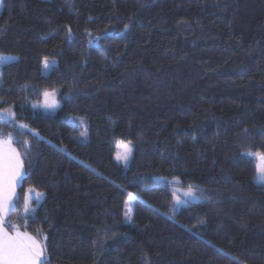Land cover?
Here are the masks:
<instances>
[{"label": "trees", "instance_id": "trees-1", "mask_svg": "<svg viewBox=\"0 0 264 264\" xmlns=\"http://www.w3.org/2000/svg\"><path fill=\"white\" fill-rule=\"evenodd\" d=\"M4 54L18 58L2 67L0 109L15 116L0 138L25 168L9 220L46 264H264L247 155L264 152V0H3ZM53 89L58 112L32 107ZM175 177L201 199L175 208ZM29 189L43 193L34 219Z\"/></svg>", "mask_w": 264, "mask_h": 264}, {"label": "snow or ice", "instance_id": "snow-or-ice-1", "mask_svg": "<svg viewBox=\"0 0 264 264\" xmlns=\"http://www.w3.org/2000/svg\"><path fill=\"white\" fill-rule=\"evenodd\" d=\"M127 28V25L125 26ZM3 59V58H0ZM48 61H44V67H48ZM45 101L44 107L47 109H55L56 103H49L47 98L49 96H55V92L44 94ZM36 105H33L35 108ZM15 113L9 109L0 110V122H6L14 118ZM21 127H27L21 126ZM82 133V135H85ZM131 149L127 148L123 157L117 156V159H123L127 162ZM261 162H264V156H258ZM258 171L264 175V163L258 164ZM23 180V161L20 154L11 147V139L8 141H0V264H46L44 258V248L40 242L27 232L21 233L16 231L15 235H11L5 225H11V222L6 220V216L10 211L15 210V203L18 202V196L16 188L21 185ZM29 194L32 190L29 189ZM184 196L196 199V189L189 185L187 191H184ZM15 198V199H14ZM26 205L31 195L26 196ZM129 199H133V196L129 194ZM177 203L187 202L181 201L179 197L174 196ZM131 211V209H129ZM31 213V218H35V209H28L26 207V213ZM14 227V226H13Z\"/></svg>", "mask_w": 264, "mask_h": 264}, {"label": "rangeland", "instance_id": "rangeland-1", "mask_svg": "<svg viewBox=\"0 0 264 264\" xmlns=\"http://www.w3.org/2000/svg\"><path fill=\"white\" fill-rule=\"evenodd\" d=\"M0 58H3V59H0V83H1V73H2L3 65L5 63H9V62H13V61L17 60L18 56L17 55H13V54H4V55H0ZM45 60H47L49 63H48V67L47 68H45L44 64H43V73L44 74H48L50 72V70L52 69V67L54 65H56L57 60L56 59H52V58H48V59H45ZM45 92H49V93L55 92V96H49L47 98V100H48L49 103H53V102L56 103L57 107L54 110L45 108L43 106L44 105V101H45L44 95H42V98L40 100H36L35 102H33L32 107H33V105H36V107L34 109L42 111V112H45V113H56V112H58V110L60 109V103H59L58 98H57L58 94H59V90L58 89H53V90H47ZM73 123L79 130L82 131V133L87 132V121H86V119L84 117H82V116L73 117ZM33 132L38 134V132L36 130H33ZM127 148L131 149V153L129 155V158H128L127 162L125 163V161L123 159H119L118 160L117 156L119 155L120 157H123ZM133 154H134V144H133V142L122 140V139L117 140V142H116L115 159H116V161L118 163H120L124 167L128 168L130 166ZM247 155L256 163V166L258 164L264 163V162H261L259 159H257L258 156H264V152L263 151H248ZM156 179L157 180H164L165 178L162 177V176H156ZM254 180H255L256 183L264 185V175H262L258 171V167H257V174H256ZM172 181H173L172 183H173V186H174V196L179 197L181 201H185V200L187 201L186 203L185 202L177 203L176 200L174 199V207L175 208H178V207H180V206H182L184 204H187V203L197 202V201H199L201 199V196L198 193L196 188L195 189H196V197L197 198L196 199H193L191 197H187L186 198L183 193H184V191H187L188 187H182L181 185H179L178 184V182H179V178L178 177H175L174 179H172ZM40 194H41L40 196L43 195V193H41V192H40ZM131 195L133 196V199L130 200L128 198V201H127V204H126V211H125V221L127 223H130V224L133 223L134 201H135V197H136L133 193H131ZM31 200L32 199H30L28 201L27 205H26V207L28 209H34V206L31 204ZM26 207H25V211L23 213V216H26V217L30 218L31 217V213L30 212L25 214L26 213ZM129 209H131V211H129ZM8 221H10L11 225L14 226V227L10 226L11 232H12L13 235H15L16 231H19L21 233L27 232L24 229H22L19 226V224L13 223L9 219H8ZM28 234L33 236L35 239H37L40 242L41 246L43 247V244H42L41 240L38 237H36L35 235H32L30 233H28Z\"/></svg>", "mask_w": 264, "mask_h": 264}, {"label": "crops", "instance_id": "crops-1", "mask_svg": "<svg viewBox=\"0 0 264 264\" xmlns=\"http://www.w3.org/2000/svg\"><path fill=\"white\" fill-rule=\"evenodd\" d=\"M2 6H3V0H0V12H1V10H2ZM8 140H9V138H0V141H8ZM11 147L14 148V149L20 154L19 150H18L17 147L14 145V143L12 142V140H11ZM20 156H21V154H20ZM21 159H22V156H21ZM22 161H23V159H22ZM24 176H25V168H24V162H23V178H24ZM22 181H23V180H22ZM21 183H22V182H21ZM19 186H20V185H18L17 188H16V193H17V189H18ZM28 195H31V196H32V199H33L34 197H41V196H40V195H41L40 192H38V191H36V190H32L31 194L28 193ZM14 199H15V198H14ZM15 209H16V204H15ZM12 212H13V211H10L9 214L5 217L7 220L9 219V215H10ZM5 227L7 228L8 232H9L11 235H13L12 232H11V228H10V226L6 224Z\"/></svg>", "mask_w": 264, "mask_h": 264}]
</instances>
